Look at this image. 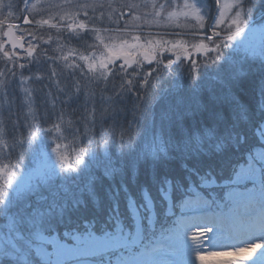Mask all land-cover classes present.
I'll return each instance as SVG.
<instances>
[{"label": "snow or ice", "instance_id": "1", "mask_svg": "<svg viewBox=\"0 0 264 264\" xmlns=\"http://www.w3.org/2000/svg\"><path fill=\"white\" fill-rule=\"evenodd\" d=\"M42 7L0 0V264H264V0Z\"/></svg>", "mask_w": 264, "mask_h": 264}, {"label": "rangeland", "instance_id": "2", "mask_svg": "<svg viewBox=\"0 0 264 264\" xmlns=\"http://www.w3.org/2000/svg\"><path fill=\"white\" fill-rule=\"evenodd\" d=\"M5 3H8L9 0H4ZM11 2L15 5L18 6L19 9H21L22 12L23 11V8H24V4L25 2L28 3V5L30 6L31 4H34V3H39L42 7L41 9V13L42 15H44L45 17L49 14V11L51 12H57V11H63L65 10L63 8V5H64V0H11ZM73 2H76V0H73ZM80 3H96V4H104L105 7L102 9V10H105V17L108 16L109 14V11L110 9H108L107 7V4L109 2H111L113 4V6H116L118 4H121V3H125L126 0H79ZM127 2L129 3H136V4H139L141 5V7L137 10V14L138 15H142L143 13L145 12H148L150 13L151 12V8H144L143 5L145 3H148L150 4L152 2V0H141V2H139L138 0H127ZM158 2H164V0H158ZM177 3H182V0L181 1H177ZM49 5H52L53 7H51L50 9L48 8ZM56 6H61V7H56ZM101 9L100 8H97L96 9V15L98 13V11H100ZM90 11V14H92V9H89ZM28 13L25 12L24 15H27ZM128 14L129 15V20L127 22H131V16L130 14L127 12V9L125 10L124 9V16L122 18V21H121V24L123 23L124 19H125V15ZM33 15H35V13H33ZM33 16L30 15L29 16V19H32ZM36 18H40L39 16H36ZM149 20L151 19V16H148L147 17ZM182 22V18H181V21ZM21 23H22V19H21ZM142 23V21H141ZM161 23H165L164 21H161ZM26 26V25H25ZM156 30L160 31V29H157ZM176 31H180V29H175ZM154 33H157V31H153ZM259 251V250H258ZM258 251H257V254H258ZM235 257H222L221 259H234ZM217 259V258H210L209 259V262L208 264H213L214 260ZM197 264H199V262H197ZM245 264H248V262L246 261Z\"/></svg>", "mask_w": 264, "mask_h": 264}, {"label": "trees", "instance_id": "3", "mask_svg": "<svg viewBox=\"0 0 264 264\" xmlns=\"http://www.w3.org/2000/svg\"><path fill=\"white\" fill-rule=\"evenodd\" d=\"M139 2H141V0H138ZM177 1H181V0H177ZM127 2V0H126ZM209 2H211V0H209ZM126 10V9H125ZM101 11V10H100ZM97 13V15H99V12ZM104 13L106 12L105 10H103ZM19 14L21 15V19L23 17V15L25 14V12H22L21 9H19ZM96 14V12H95ZM131 18V17H130ZM129 20V15L126 14L125 15V19L123 21V23L121 25H123L125 22H127ZM122 21V20H121ZM25 27H30L29 25H26ZM145 32H152L153 35H155L156 33H154L153 31H158L156 30L155 27H151V28H148V27H145L143 29ZM160 31H162V29H160ZM55 33V30H52V33L54 35ZM44 38L46 39L47 38V35L49 34L47 31H44ZM93 41L89 40V43H92ZM71 47H77V45H75L74 43L69 45ZM45 47H48V46H45ZM56 47V44L53 43L51 45V48L49 49L50 51V54H52V51L55 49ZM80 51H84V49H79ZM84 54H88L87 52H84ZM2 59H0V66H2ZM171 83V82H169ZM35 86V85H34ZM168 86V85H166ZM236 93L239 97V99L245 103V104H255L258 106L259 104V100H260V97H259V75H254V76H250L248 78H245L241 81L240 83V86L238 89H236ZM39 95V93H38ZM224 111L225 113H227V105L225 104V107H224ZM68 149H66V151H68L69 153H71V149L73 147L72 143H71V140H69L68 142ZM173 167H175V165H173ZM139 179H140V182L141 183H145L148 179H149V175L148 173L146 172V170L144 169H141L140 171V176H139Z\"/></svg>", "mask_w": 264, "mask_h": 264}]
</instances>
